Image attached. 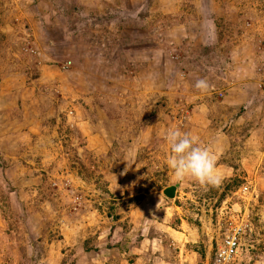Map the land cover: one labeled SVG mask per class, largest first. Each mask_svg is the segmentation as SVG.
Masks as SVG:
<instances>
[{
  "label": "rangeland",
  "instance_id": "1",
  "mask_svg": "<svg viewBox=\"0 0 264 264\" xmlns=\"http://www.w3.org/2000/svg\"><path fill=\"white\" fill-rule=\"evenodd\" d=\"M236 225L264 264V0H0V264H211Z\"/></svg>",
  "mask_w": 264,
  "mask_h": 264
},
{
  "label": "clouds",
  "instance_id": "2",
  "mask_svg": "<svg viewBox=\"0 0 264 264\" xmlns=\"http://www.w3.org/2000/svg\"><path fill=\"white\" fill-rule=\"evenodd\" d=\"M195 87L205 91L209 85L206 80L200 79L197 80ZM164 139L170 149L167 165L177 181L191 177L206 187L217 186L221 182L222 178L216 171L215 155L200 144L197 136L189 132H182L178 127H175L166 130Z\"/></svg>",
  "mask_w": 264,
  "mask_h": 264
},
{
  "label": "built area",
  "instance_id": "3",
  "mask_svg": "<svg viewBox=\"0 0 264 264\" xmlns=\"http://www.w3.org/2000/svg\"><path fill=\"white\" fill-rule=\"evenodd\" d=\"M246 191L247 189L244 188L242 192L245 193ZM244 228L241 225H236L229 229L217 247L211 264H227L235 257L240 246V237L243 234Z\"/></svg>",
  "mask_w": 264,
  "mask_h": 264
},
{
  "label": "water",
  "instance_id": "4",
  "mask_svg": "<svg viewBox=\"0 0 264 264\" xmlns=\"http://www.w3.org/2000/svg\"><path fill=\"white\" fill-rule=\"evenodd\" d=\"M177 188L175 186H170L165 188L162 193L167 199H174L176 195Z\"/></svg>",
  "mask_w": 264,
  "mask_h": 264
},
{
  "label": "trees",
  "instance_id": "5",
  "mask_svg": "<svg viewBox=\"0 0 264 264\" xmlns=\"http://www.w3.org/2000/svg\"><path fill=\"white\" fill-rule=\"evenodd\" d=\"M223 197V196H222ZM262 247V246H261Z\"/></svg>",
  "mask_w": 264,
  "mask_h": 264
}]
</instances>
